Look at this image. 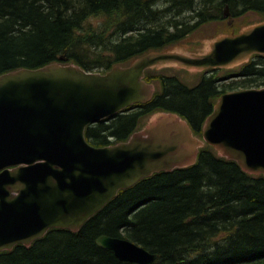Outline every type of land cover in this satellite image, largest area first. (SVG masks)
<instances>
[{"label":"trees","instance_id":"16d2710c","mask_svg":"<svg viewBox=\"0 0 264 264\" xmlns=\"http://www.w3.org/2000/svg\"><path fill=\"white\" fill-rule=\"evenodd\" d=\"M158 1L160 15L169 20L151 9L155 0H0V74L54 61L105 72L224 18L225 5L233 16H264V0ZM95 17L103 20L93 26ZM231 69L227 78L238 76V82H221L210 69L192 86L147 70L145 80L159 85L151 99L88 125L86 139L96 146L125 140L156 110L180 114L200 135L218 95L264 86V55ZM102 234L156 253L152 264H264V176L244 172L206 144L194 164L119 190L77 231L51 228L29 246L0 251V264H137L98 246Z\"/></svg>","mask_w":264,"mask_h":264},{"label":"water","instance_id":"95a60500","mask_svg":"<svg viewBox=\"0 0 264 264\" xmlns=\"http://www.w3.org/2000/svg\"><path fill=\"white\" fill-rule=\"evenodd\" d=\"M176 45L105 72L54 61L0 74V251L29 246L51 228L77 231L119 190L194 164L206 144L244 172L264 176V86L220 94L200 135L180 114L156 110L125 140L88 142V125L151 99L149 68L229 69L264 55V20L201 40L193 50ZM95 241L122 261L150 264L156 257L122 237L102 234Z\"/></svg>","mask_w":264,"mask_h":264},{"label":"rangeland","instance_id":"374dc122","mask_svg":"<svg viewBox=\"0 0 264 264\" xmlns=\"http://www.w3.org/2000/svg\"><path fill=\"white\" fill-rule=\"evenodd\" d=\"M156 3H154L151 6V9L156 8L157 9V14L160 15L162 14V12L160 13V10H158L160 7H157L158 5H163V2H160L158 0H155ZM170 15L164 16L163 17L160 15V17L166 20H169ZM174 17V16H172ZM171 17V18H172ZM103 19L101 17H95V18H91L90 22L91 24L94 26L98 23H101ZM264 20V16L258 12L255 11H248L247 13L236 17L235 19H231V18H222L219 19L217 21H208L204 24H202L201 26H199L197 28V30L194 31V33L189 36L188 40H179L178 42L175 43H169L166 46H171V45H176L181 49L186 48L187 50H193L195 49V47L199 46V42H201V40L204 39H209L211 37H214V35L225 32H236L240 29V27L247 25V24H251V23H256V22H260ZM186 45V47H184ZM166 46H164L163 48H165ZM162 49V48H161ZM159 50V49H158ZM149 51V50H148ZM127 63V62H126ZM150 70V72L152 73H163V74H170V75H175L177 76V78L182 81L183 83H185L188 86H192L194 84H196L199 79H200V72H189L186 70H182V69H177L175 67H162V68H158V69H148ZM215 72V78H217L218 80H221V82H238V80L240 78H238V76L236 77H231V78H227L228 76L233 75L232 73L234 72L232 69H217L214 71ZM155 85V89H158V82L157 81H150ZM219 96V95H218ZM216 100V99H215ZM146 118H143L140 122L139 128L142 127L145 124V120ZM138 128V129H139ZM215 152V151H214Z\"/></svg>","mask_w":264,"mask_h":264},{"label":"flooded vegetation","instance_id":"af4514ba","mask_svg":"<svg viewBox=\"0 0 264 264\" xmlns=\"http://www.w3.org/2000/svg\"><path fill=\"white\" fill-rule=\"evenodd\" d=\"M227 11H228L229 15L226 16V17H224V18H231V19L233 20V19H235L236 17H238V16H233V15L230 13L229 9H227ZM240 16H241V15H240ZM224 18H223V19H224ZM212 21H217V20H212ZM193 33H194V32H193ZM193 33H192V34H193ZM190 35H191V33H190ZM190 35L187 34V35L184 36L182 39L185 38L184 40H188ZM182 39H181V40H182ZM177 42H178V41H177ZM174 43H176V42H174ZM199 43H200V42H199ZM216 70H217V69H216Z\"/></svg>","mask_w":264,"mask_h":264},{"label":"bare ground","instance_id":"6f19581e","mask_svg":"<svg viewBox=\"0 0 264 264\" xmlns=\"http://www.w3.org/2000/svg\"><path fill=\"white\" fill-rule=\"evenodd\" d=\"M228 9V5H225V7H224V9ZM239 81V80H238ZM41 238V237H40ZM37 239H39V238H37ZM36 240V239H35ZM34 241V240H33ZM32 241V242H33ZM31 242V243H32ZM96 242V241H95ZM133 243H135V242H133ZM97 244V243H96ZM137 246H139V247H141V248H143L144 249V247H142L141 245H139V244H137V243H135ZM99 246V245H98ZM102 248V247H101ZM105 249V248H104ZM108 250V249H107ZM147 250V249H146ZM110 251V250H109ZM150 252V251H149ZM151 253V252H150ZM152 254H156V253H152ZM114 255V254H113ZM115 256V255H114ZM157 254H156V257L153 259V261L150 263V264H152V263H154V260L157 258ZM116 257V256H115ZM117 258V257H116ZM118 259V258H117ZM119 260V259H118ZM120 261H122V260H120ZM126 262V261H125Z\"/></svg>","mask_w":264,"mask_h":264}]
</instances>
